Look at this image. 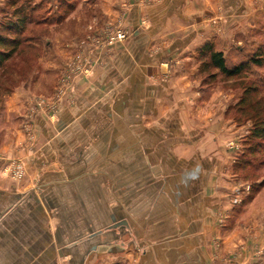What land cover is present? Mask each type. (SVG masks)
<instances>
[{
	"label": "crops",
	"instance_id": "crops-1",
	"mask_svg": "<svg viewBox=\"0 0 264 264\" xmlns=\"http://www.w3.org/2000/svg\"><path fill=\"white\" fill-rule=\"evenodd\" d=\"M85 4L131 33L75 80L57 122L37 118L47 135L26 182H44L46 204L32 192L16 205L23 185L1 173L0 143V264H102L131 246H143L139 264H262L251 251L264 232L249 237L247 220L263 206L232 203L245 193L233 155L250 123L234 119L232 93L201 85L199 50L263 44L264 0Z\"/></svg>",
	"mask_w": 264,
	"mask_h": 264
},
{
	"label": "rangeland",
	"instance_id": "rangeland-1",
	"mask_svg": "<svg viewBox=\"0 0 264 264\" xmlns=\"http://www.w3.org/2000/svg\"><path fill=\"white\" fill-rule=\"evenodd\" d=\"M8 1L0 3V18L6 15L13 19L25 13L26 26L23 31H16L17 33H2L9 39L19 37L20 43L13 52L11 46H0V143L9 146L7 153L2 156L1 173L9 181L23 185L24 193L17 199V206L21 207L31 201L32 192L39 193V199L46 204L47 198L44 193L41 194L45 189L44 182L39 179L26 182L27 163L32 165L36 161V155H42L40 147L43 143L40 136L43 138L47 135L41 133L39 125L45 124L46 127L57 122L62 103L73 101L70 91L75 80L91 73L95 65L99 64V56H108L114 43L121 41L111 39V34L116 29L125 27L126 38L131 31L121 15L109 17L103 12L102 6L79 5V0L74 5L60 7L58 3L53 6L51 0H17L14 4ZM33 5L36 7L33 8ZM14 12H19L20 15ZM60 13L62 16L58 18ZM148 24L145 19L138 22L139 27H146ZM200 75L202 80V70ZM242 75L249 76L250 73ZM246 76L227 78L219 74L209 82L208 90L211 83H215L214 86L232 93L238 101L242 91L240 85L247 81ZM16 91L21 97L15 100L13 96L12 103L7 106L6 100ZM238 109L236 107L231 112L234 119L237 122L251 123L249 119H244L245 116ZM6 111L8 114L4 118ZM38 117H43L46 123L38 124ZM240 149L233 155L234 161ZM246 157L248 162L243 169L234 167L243 181L242 191L245 193L241 198L233 196L232 203L239 204L246 194L244 202H247L248 207L254 206L253 209H257L263 206L260 213L248 216V236L254 238L256 226L261 233L264 232V150ZM142 249L143 246L123 248L116 253L119 260L113 262L110 258L108 261L109 255L102 264H139L138 256ZM106 252L110 254L107 249L105 254ZM251 254L254 263L264 264V245H255ZM81 264L101 263L89 261Z\"/></svg>",
	"mask_w": 264,
	"mask_h": 264
},
{
	"label": "trees",
	"instance_id": "trees-1",
	"mask_svg": "<svg viewBox=\"0 0 264 264\" xmlns=\"http://www.w3.org/2000/svg\"><path fill=\"white\" fill-rule=\"evenodd\" d=\"M16 1L9 0L8 2L14 4ZM75 2L76 0H58V5L59 7L70 6L74 5ZM14 14L20 15L19 12H14ZM21 14V16H15V20H13L14 18L9 19L6 15L0 18V46H11V52L20 43V38L9 39L2 33L3 31H12L13 33L23 31L26 26V15H24L25 13ZM61 16L62 13L58 18ZM50 18L54 19L55 17ZM199 60L204 74L201 80L203 87H207L209 82L215 80L219 74L227 78L236 76L244 78L246 75L242 74L250 73L249 76L245 77L247 81L240 85L242 91L234 107L239 108L240 113L245 116L244 119L251 121L248 131L242 139V147L234 161V167L243 169L248 162L247 155H253L264 150V43L256 47H234L224 55L218 44L207 41L200 47Z\"/></svg>",
	"mask_w": 264,
	"mask_h": 264
},
{
	"label": "built area",
	"instance_id": "built-area-1",
	"mask_svg": "<svg viewBox=\"0 0 264 264\" xmlns=\"http://www.w3.org/2000/svg\"><path fill=\"white\" fill-rule=\"evenodd\" d=\"M126 36V31L124 29H116L112 34H111V39L113 40H122ZM236 199H234L235 201Z\"/></svg>",
	"mask_w": 264,
	"mask_h": 264
}]
</instances>
